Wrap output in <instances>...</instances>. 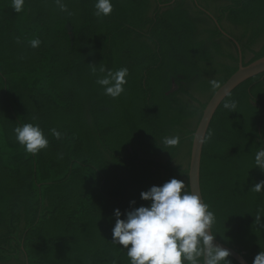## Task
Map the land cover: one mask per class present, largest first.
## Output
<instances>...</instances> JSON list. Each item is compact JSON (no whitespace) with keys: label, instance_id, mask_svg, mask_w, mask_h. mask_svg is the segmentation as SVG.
Here are the masks:
<instances>
[{"label":"trees","instance_id":"1","mask_svg":"<svg viewBox=\"0 0 264 264\" xmlns=\"http://www.w3.org/2000/svg\"><path fill=\"white\" fill-rule=\"evenodd\" d=\"M65 2L74 15L54 0H26L20 13L0 0V264H130L112 241L114 210L147 206L141 192L172 178L190 191L211 82L238 70L240 50L243 65L264 57V0H112L102 20L96 0ZM90 64L128 68L125 92L105 95ZM25 123L49 140L38 154L16 141ZM261 148L264 72L220 104L201 161L212 231L250 264L264 250V189L251 190L264 181Z\"/></svg>","mask_w":264,"mask_h":264},{"label":"clouds","instance_id":"2","mask_svg":"<svg viewBox=\"0 0 264 264\" xmlns=\"http://www.w3.org/2000/svg\"><path fill=\"white\" fill-rule=\"evenodd\" d=\"M54 2L61 12L74 15L65 0ZM25 3L26 0H11L16 13L24 10ZM94 8L95 16L102 20L113 12L114 5L112 0H96ZM17 43H20L19 39ZM41 43L39 38L29 41L32 48H38ZM90 65L94 76L99 73L96 83L103 87L105 95L115 99L125 92L128 68L113 71L104 66L97 68L95 64ZM211 83L213 87H220L215 81ZM223 106L234 110L236 103L226 102ZM14 132L16 141L27 153L38 154L49 145L38 123H25L16 127ZM53 132L57 138L60 137L58 131ZM179 142V135L164 139L169 146H176ZM254 162L264 171V148L256 152ZM261 189H264V181L251 188L257 192ZM140 195L142 200L149 202L147 206L135 207L136 201L133 200L126 213L119 208L114 210L116 222L112 229V241L127 249L130 264H231L228 259L230 250L214 243L217 238L212 231L216 222L215 213L200 194L186 189L185 181L172 178L162 186H151ZM261 218L260 214L256 216V220ZM253 264H264V250L255 256Z\"/></svg>","mask_w":264,"mask_h":264},{"label":"water","instance_id":"3","mask_svg":"<svg viewBox=\"0 0 264 264\" xmlns=\"http://www.w3.org/2000/svg\"><path fill=\"white\" fill-rule=\"evenodd\" d=\"M239 45V44H238ZM264 72V57L248 64L243 65L242 55L240 50V62L238 70L213 94L211 99L208 101L203 115L199 121L193 138L191 158L189 164V185L190 191H195L201 195L203 201V194L201 189V161L204 141L210 123L216 113L218 107L223 102V100L242 82L247 79L261 74ZM205 202V201H204ZM215 244L220 245L226 249H229L231 255L240 264H250L243 254L239 253L236 249L222 243L219 240L214 241ZM29 264V263H27Z\"/></svg>","mask_w":264,"mask_h":264},{"label":"rangeland","instance_id":"4","mask_svg":"<svg viewBox=\"0 0 264 264\" xmlns=\"http://www.w3.org/2000/svg\"><path fill=\"white\" fill-rule=\"evenodd\" d=\"M251 57V56H250Z\"/></svg>","mask_w":264,"mask_h":264}]
</instances>
